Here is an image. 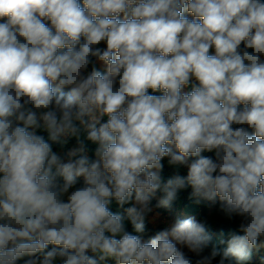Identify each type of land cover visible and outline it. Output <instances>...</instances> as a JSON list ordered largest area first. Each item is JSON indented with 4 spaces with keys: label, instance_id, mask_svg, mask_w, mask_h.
<instances>
[{
    "label": "clouds",
    "instance_id": "9594fccd",
    "mask_svg": "<svg viewBox=\"0 0 264 264\" xmlns=\"http://www.w3.org/2000/svg\"><path fill=\"white\" fill-rule=\"evenodd\" d=\"M0 20V264H244L264 247V0H0ZM41 122L53 142L77 138L67 162L30 130ZM165 157L187 175L158 206L190 186L243 234L205 255L195 218L147 242L128 232L109 206L130 204L142 233Z\"/></svg>",
    "mask_w": 264,
    "mask_h": 264
},
{
    "label": "trees",
    "instance_id": "16d2710c",
    "mask_svg": "<svg viewBox=\"0 0 264 264\" xmlns=\"http://www.w3.org/2000/svg\"><path fill=\"white\" fill-rule=\"evenodd\" d=\"M184 15L188 16L189 19L193 18L190 13H184ZM120 18L121 19L123 18L122 15ZM0 22L3 21L1 20ZM44 22L48 26H51L50 21L45 20ZM98 46L101 48L105 47L103 43H101ZM240 47L241 49L244 48V42L241 43ZM210 54H214V49H210ZM92 60L97 70H100L101 72L105 71L102 62L99 61L98 58L93 57ZM92 66L93 65L91 64L89 65L87 73L91 72ZM67 90L68 89H65V91ZM191 91H192L191 83L188 86L182 88V92L187 93ZM148 92L149 94L152 95L163 94L160 91L153 92L151 89H149ZM244 107L245 105L243 104L238 106L240 110H242ZM85 119H88V117H85ZM106 121H107V116L101 117V123ZM74 123L77 127L81 129L80 139L84 140V144H85L84 154H86L89 157L90 161L94 160L96 158L95 150L97 148V145L85 139L86 133L84 132L83 126L80 125L79 121H75ZM233 127L234 128L239 127V125H233ZM30 130L35 131L36 134L38 135H42L45 138V140H47L51 144L53 152L59 154L64 162H67V160L69 159V157L67 156V152L74 147H79L76 137H68L67 143L63 145L51 141L49 138L48 131L42 126V122L40 127ZM249 132L250 134H254V132L251 129H249ZM201 154L215 159L214 152L204 151ZM75 158L76 157H74L73 159ZM190 159H194V158H190ZM167 161H168L167 157L163 158L162 160L163 168L160 172V176H161L160 188L156 191L155 196L152 197V199L150 200L149 206L151 207L152 211L149 212L145 218L144 231L142 233L135 232L130 220H128L127 218V213L125 212V209L131 206L130 204H125L123 207H121L116 203L115 200H113L112 203L110 204L109 207L111 211L125 217L126 230L128 232H130L133 235H140L143 238V240L147 242L158 231L169 228L176 220L195 218L198 222H206L209 226L211 241L209 243L208 248H206L203 253L205 255L211 251L212 245H216L221 250L226 248L227 241L230 239L233 233L237 235L243 234L239 230L240 221L238 218L228 220L226 217H224V215L219 211L218 200L216 203H212L206 200H200V202L197 203L196 198L191 196L192 189L190 186L178 190L176 198L171 202L169 207L158 206L159 199L164 195L163 187L164 184L167 182V180L177 174L181 176L187 175V166L184 165L171 166L168 164ZM58 179H60V181L62 182V178H58ZM82 185H83V178H78L77 184L74 186L73 189H70V191L74 190L75 188L81 187ZM221 240H223L224 243H220ZM257 243L258 244L260 243L259 239ZM52 247H53L52 245H49L47 250H50ZM181 250L189 258L193 260L196 259L195 254L190 252L188 249H181ZM36 255L38 256L39 254ZM262 258H264V247H261L259 249H253L250 259L244 262V264H261ZM26 259H29V257L27 256L23 257L21 260L17 262V264H23V261ZM218 262H219V257H216L213 260V264H218ZM100 264H117V261L109 258L104 261H101Z\"/></svg>",
    "mask_w": 264,
    "mask_h": 264
},
{
    "label": "rangeland",
    "instance_id": "374dc122",
    "mask_svg": "<svg viewBox=\"0 0 264 264\" xmlns=\"http://www.w3.org/2000/svg\"><path fill=\"white\" fill-rule=\"evenodd\" d=\"M179 247L178 248H181V249H187L186 247H181L180 245H178Z\"/></svg>",
    "mask_w": 264,
    "mask_h": 264
},
{
    "label": "built area",
    "instance_id": "2783aa9c",
    "mask_svg": "<svg viewBox=\"0 0 264 264\" xmlns=\"http://www.w3.org/2000/svg\"><path fill=\"white\" fill-rule=\"evenodd\" d=\"M1 21V20H0Z\"/></svg>",
    "mask_w": 264,
    "mask_h": 264
}]
</instances>
